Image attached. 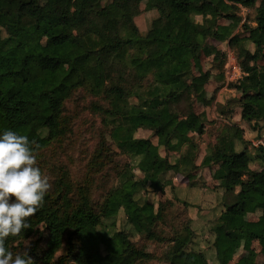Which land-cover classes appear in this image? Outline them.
Listing matches in <instances>:
<instances>
[{
    "label": "trees",
    "instance_id": "trees-1",
    "mask_svg": "<svg viewBox=\"0 0 264 264\" xmlns=\"http://www.w3.org/2000/svg\"><path fill=\"white\" fill-rule=\"evenodd\" d=\"M143 1L0 0V135L11 130L34 140L42 171L46 151L61 146L72 133L74 117L66 108L72 97L81 90L102 102L93 107L101 126L81 180L71 181L62 168L54 170L43 206L26 220L31 227L6 238L9 250L27 251L33 264H146L154 259L164 264H209L207 253L215 264H229L232 246L239 240L245 252L257 242L264 259L262 145L252 147V159L251 143L243 142L242 149L235 150L225 129L208 146V158L222 165L225 174L222 183L209 190L214 199L210 211L217 223L211 228L213 239L205 244L201 236L208 229L198 231L187 214L179 215L180 220L177 214L169 215L173 200L155 206L136 199L147 189L144 179L134 173L138 170L148 178L157 194L172 185L171 176L196 186L189 178L203 167L198 164L200 148L194 136L203 125L191 99L210 73L195 76L193 68L208 41L218 37V20L239 24L234 11L240 7L255 11L254 51L242 46L239 35L228 40L230 47L239 46L237 61L245 76L230 86L239 90L240 97L229 100L220 115L229 120L233 112H240L260 138L264 0H225L227 13L216 7L204 12L210 0H149L156 15L140 32L135 18ZM242 27L246 32L247 25ZM224 64L225 57L217 53L212 67L222 70ZM131 98L136 103H130ZM185 99L190 108L178 113L175 108ZM141 130L149 131V137H138ZM153 138L160 141L165 156ZM174 141L185 146L171 162ZM252 160L262 164L259 170L250 168ZM218 189L223 196L217 202ZM192 206L198 212L203 209ZM120 212L126 226L112 234L99 229ZM243 214L256 219L244 220ZM166 221L172 227L169 235L159 229ZM135 237L173 241L177 247L159 256L148 254L138 248Z\"/></svg>",
    "mask_w": 264,
    "mask_h": 264
},
{
    "label": "rangeland",
    "instance_id": "rangeland-1",
    "mask_svg": "<svg viewBox=\"0 0 264 264\" xmlns=\"http://www.w3.org/2000/svg\"><path fill=\"white\" fill-rule=\"evenodd\" d=\"M217 1L218 0H215L214 4H217ZM106 2L107 0H102V4H105ZM149 7L150 2L144 0L139 7L140 13L135 18V23L138 29L143 32L147 26V22L150 18L149 16H151L153 13L150 11L147 14L146 10ZM218 9H220L223 13H227L228 11L227 6L226 8L222 7ZM205 10H208V7H205L204 11ZM234 13L237 15L236 17L243 20L244 25H247L246 33L244 32L245 34H240L242 35L241 37L245 40L243 41L242 46L250 49L253 52L254 48L252 45V39L254 35H256V32H254V29L256 27L254 25L255 11L254 9L237 8ZM194 20L196 22H200L201 18L195 17ZM242 25L240 24L239 27L243 28ZM217 28L220 34H225L221 37V39L223 38V41L221 42L222 44H225L227 37H229L231 33H233L232 30H238V26H235L234 22L226 19H220ZM208 42L212 43V41L210 40ZM216 46L218 47V44H216ZM234 49H236L237 54H239L240 49ZM211 59V53H209L207 50L202 52L200 60L194 64L193 75H203L205 71H208L210 69L209 65L211 64ZM259 65L263 66L264 60L259 62ZM224 67L222 70H218V67L216 68L214 66L211 69V71L214 70V73H212L214 79V83L212 84L213 87L207 85L204 90L202 86H196L194 91L195 94L191 99V108H193L195 113L201 116L203 123L202 132L197 137V141L200 146L199 163H201L203 167L193 176L192 180H196V185L201 184L203 188L206 185V187H208V189L212 191L216 185L222 183L223 176L225 174V169L222 167V165L213 164L207 155L208 146L212 145L215 137L221 131L226 129L230 132L232 140L234 142L250 143V141H255L254 135H251L249 133L250 128L248 126L246 128L248 132L241 129L242 121L240 120L239 116H234V112L229 120L227 117L220 115V111L223 109V107H225L229 100L237 99L240 97L239 90L230 91V86H234V82H232L233 85H231L232 83H227L224 73ZM62 70H64V68ZM129 101L132 104L136 103V100L134 98H131ZM97 103L102 104L101 101L93 98L91 95L81 90L72 97L71 101L67 103V114L74 117L73 130L65 143H63L61 146H59V144H55L51 148H49L48 151H46L43 157L44 168L42 170V173L47 175L49 178L51 175H53L54 170L62 168L63 172H66V175L71 179V181L76 182L81 180L89 154L96 143L97 133L101 126V119L93 111V107ZM206 105L208 106L206 107ZM188 107L190 108L188 102L185 99V101H183L178 106V108L176 107L175 109L178 113H183V111H186ZM149 135V133H142L141 131H139L138 133V137H149ZM151 140H153L154 143H157V140L155 138ZM255 144L257 145L258 142L255 141ZM158 146L161 148L160 141H158ZM184 146L185 145H183L182 142L174 141L173 154L170 155L171 162H174L177 158V155L179 156V154L182 153V151L184 150ZM159 153L161 156H165L162 148ZM253 154L254 151L251 147V149L248 150V155L253 158ZM136 162L137 161H134L133 164L135 165ZM252 165L257 166V163L255 164V161L253 160ZM134 173L137 179H144L146 184L147 190L145 192H140L136 196V199H138L140 202L146 201L156 206L158 203L165 202L166 200L170 199L175 202V206L172 210L169 211V215L174 216L177 214V218L179 220V215L186 216L187 214L192 218L197 215L195 213V210L190 207L189 203H193L195 202V200L200 198V193L202 191L199 190V186H195L196 188H189L186 183L178 182L175 183L174 187L172 185L167 186L163 194H157L154 193L151 181L148 178H146L138 170H134ZM166 178H169V175H167ZM99 195L100 190L98 189L94 192V199L98 200ZM103 224L104 225L99 227V229L108 234H112L114 231L120 230L123 226H126L125 217L122 212H120L114 219L104 222ZM159 229L162 233L167 235H169L172 231L171 224L167 221L160 224ZM198 231L201 232V227H198ZM208 234L209 235L206 236L202 234L201 236L202 242L204 244L207 240L210 239V236H212L211 230L208 231ZM134 241L138 243V248L141 251L148 254H155L157 256L161 255L162 252L168 250L169 248L177 247V244L173 241L160 242L156 239L143 240L139 237H135ZM233 246L234 247L231 252L229 264H264V259L260 255V248L257 243H253L249 252H245L243 250L242 240L234 243ZM206 255L208 263L215 264L212 256H210L209 253H207ZM146 264L164 263L159 261L158 259H154L150 262H147Z\"/></svg>",
    "mask_w": 264,
    "mask_h": 264
},
{
    "label": "clouds",
    "instance_id": "clouds-1",
    "mask_svg": "<svg viewBox=\"0 0 264 264\" xmlns=\"http://www.w3.org/2000/svg\"><path fill=\"white\" fill-rule=\"evenodd\" d=\"M38 149L26 135L11 130L0 135V264H33L27 251L9 250L6 238L31 227L26 220L43 206L51 188L50 178L37 166Z\"/></svg>",
    "mask_w": 264,
    "mask_h": 264
},
{
    "label": "crops",
    "instance_id": "crops-1",
    "mask_svg": "<svg viewBox=\"0 0 264 264\" xmlns=\"http://www.w3.org/2000/svg\"><path fill=\"white\" fill-rule=\"evenodd\" d=\"M146 1H149V0H146ZM214 2H215V0H210V5H207V6H205L206 8L208 7V10H205L204 12H209V11H211L213 8L212 7H216V8H226V6L228 7V2H226L225 0H218L217 2V4H214ZM204 7V8H205ZM212 8V9H211ZM241 8V7H240ZM243 9V8H242ZM245 9V8H244ZM228 10V9H227ZM153 12L152 13V15L151 16H149L150 18H153V17H155V15H156V12L154 11V10H151L150 9V7L146 10V12H147V14L149 13V12ZM196 17H199V16H196ZM219 21L220 20H218V23H217V26H216V31H217V34H218V37L216 38V39H212V40H210V41H212V43H210V42H208L207 43V45L205 46V48L203 49V52L204 51H208L209 53H211L212 54V59H211V64L209 65L210 67V69L208 70L209 71V77H208V80H207V82H206V84L205 85H203L202 87L204 88V90H205V88H206V86L207 85H210V86H212L213 87V83H214V79H213V75H212V73H214V70H212L211 71V69L213 68L212 67V60H213V58H214V56L217 54V53H221L223 56H225V53H226V51L227 50H230V49H234V48H238L239 49V46H235V47H230L229 46V44H228V40L232 37V36H234V35H239V38H241L242 39V43H243V41H245L241 36L242 35H240V34H245L244 33V30H243V28H240L239 26H240V24L242 25L243 24V20H241L240 22H239V24L238 25H235V26H238V30H232V32L233 33H231V35L229 36V37H227V40L225 41V44H222L221 42L223 41V38L221 39V37L223 36V35H225V34H220V32L218 31V24H219ZM230 21V20H229ZM232 22V21H231ZM254 25H255V23H254ZM234 29V28H233ZM145 30H146V28H145ZM144 30V31H145ZM140 32H143V31H140ZM218 39V40H217ZM214 43V44H213ZM241 43V44H242ZM216 44H218V47L216 46ZM222 44V45H221ZM253 45V44H252ZM245 48V47H244ZM254 48V47H253ZM245 49H247V48H245ZM247 50H249L250 52H252L250 49H247ZM205 72H207V71H205ZM232 89H230V91H231ZM221 93V92H220ZM234 116L235 117H240V120L242 121V124H241V129H243V130H246V128H247V126H248V124L246 125V123H245V121L243 120V118L241 117V115H240V112H238V113H236V114H234ZM245 123V124H244ZM202 125H203V123H202ZM249 127V126H248ZM247 131V130H246ZM141 132L142 133H149L150 134V132L149 131H142L141 130ZM248 132V131H247ZM230 133V132H229ZM249 133L251 134V135H254V139H255V141L256 142H258V144L256 145L255 144V141H250V143H251V147H256V146H258V145H262L263 147H264V130L262 131V134H261V136H260V138H256V133L255 132H252V131H249ZM200 134V133H199ZM195 136V138H196V140H197V135L195 134L194 135ZM230 136H231V134H230ZM148 137V136H147ZM147 137H140V138H147ZM216 138V137H215ZM157 140V139H156ZM231 142H232V145H233V147H234V149L235 150H237V151H240L241 149H242V147H243V142H234L233 140H232V137H231ZM152 143L154 144V145H158V140H157V143H154V141L152 140ZM197 143H198V141H197ZM215 143V140H214V142L212 143V144H214ZM173 144H174V142H173ZM199 144V143H198ZM251 147H249V149H251ZM199 148H200V146H199ZM161 150V148L159 147V151ZM254 151V150H253ZM163 153H164V151H163ZM173 153H171V155H172ZM180 155V154H179ZM254 156H255V152H254V154H253V158H254ZM177 158H178V155H177ZM176 158V159H177ZM252 158V159H253ZM253 161V160H252ZM255 161V160H254ZM257 163V166H255V165H252V162L250 163V168L252 169V170H259L260 168H261V166H262V164L260 163V162H258V161H255V164ZM198 164H199V160H198ZM197 173V172H196ZM196 173H193V174H191L190 175V178H189V180H191V182H193V181H196V180H192L193 179V176L196 174ZM224 173H225V170H224ZM223 173V174H224ZM171 182H172V186L174 187V185H175V183H178V182H181V183H186L187 185H188V183H189V181H183L182 180V177H180V176H171ZM220 185V184H219ZM201 187V184H197L196 185V187ZM216 186H218V185H216ZM196 187H190L189 186V188H196ZM199 190H201L202 192L200 193V198L199 199H197V200H195V202H193V203H189L190 204V207H192V209H194L195 210V213L197 214V215H195V217L194 218H192L191 216H189V218L193 221V224H194V226L195 227H202L203 229H208V231L209 230H211V228L217 223V218L215 219V218H213L214 216L212 215V213H211V209L214 207V199H213V196H212V194L213 193H211V192H209V189H208V187H206V185L204 186V188H203V186L199 189ZM223 196V190H221V189H218L217 190V199H215V200H217V202L219 201V199L221 198ZM216 198V197H215ZM200 205L203 209L200 211V212H198V210H197V208H195V207H193L192 205ZM216 205H217V203H216ZM211 208V209H210ZM242 218L244 219V220H247V221H254L256 218H255V216H253V215H250V214H243L242 215ZM205 236L206 235H209L208 234V232H206L205 234H204ZM213 239V236H210V239L209 240H212ZM238 242V241H237ZM253 243H257V242H253ZM258 244V243H257ZM253 245V244H252ZM233 247L234 246H232V250H233ZM260 248V247H259ZM232 250H231V252H232ZM230 256H231V253H230Z\"/></svg>",
    "mask_w": 264,
    "mask_h": 264
},
{
    "label": "built area",
    "instance_id": "built-area-1",
    "mask_svg": "<svg viewBox=\"0 0 264 264\" xmlns=\"http://www.w3.org/2000/svg\"><path fill=\"white\" fill-rule=\"evenodd\" d=\"M224 73L227 83L235 82L245 76L238 65L236 49L227 50L225 53Z\"/></svg>",
    "mask_w": 264,
    "mask_h": 264
}]
</instances>
